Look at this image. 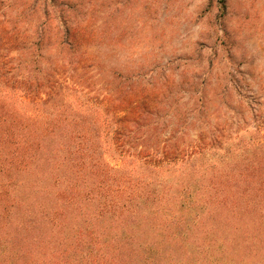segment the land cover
Instances as JSON below:
<instances>
[{
    "label": "trees",
    "instance_id": "trees-1",
    "mask_svg": "<svg viewBox=\"0 0 264 264\" xmlns=\"http://www.w3.org/2000/svg\"><path fill=\"white\" fill-rule=\"evenodd\" d=\"M122 98L0 76V264H264V139L162 137Z\"/></svg>",
    "mask_w": 264,
    "mask_h": 264
},
{
    "label": "rangeland",
    "instance_id": "rangeland-1",
    "mask_svg": "<svg viewBox=\"0 0 264 264\" xmlns=\"http://www.w3.org/2000/svg\"><path fill=\"white\" fill-rule=\"evenodd\" d=\"M0 76L28 99L147 98L187 143L264 139V0H0Z\"/></svg>",
    "mask_w": 264,
    "mask_h": 264
}]
</instances>
